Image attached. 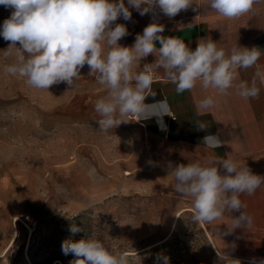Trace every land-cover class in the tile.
<instances>
[{
  "label": "rangeland",
  "instance_id": "1",
  "mask_svg": "<svg viewBox=\"0 0 264 264\" xmlns=\"http://www.w3.org/2000/svg\"><path fill=\"white\" fill-rule=\"evenodd\" d=\"M130 11V20L116 21L127 28L118 41L125 47L137 36L138 11ZM11 12L0 5V17ZM9 45L0 36V264H70L75 257L63 254V242L89 237L127 251L130 264H156L158 253L170 264H219L210 230L182 211V196L160 178L132 117L107 132L98 128L94 105L107 89L89 67L73 88H31L4 72L16 60L4 55ZM73 225L80 231L72 233Z\"/></svg>",
  "mask_w": 264,
  "mask_h": 264
},
{
  "label": "clouds",
  "instance_id": "2",
  "mask_svg": "<svg viewBox=\"0 0 264 264\" xmlns=\"http://www.w3.org/2000/svg\"><path fill=\"white\" fill-rule=\"evenodd\" d=\"M259 2L210 0V8L222 18L234 19L252 11ZM0 5L12 9L0 30V36L10 41L3 52L5 57L13 54L16 57L14 63L4 66V72L24 78L25 84L35 89L48 90L61 82L73 88L80 69L87 65L89 76H94L107 89V95L94 105L99 116L95 121L103 132L129 122V116L139 117L137 121L155 116L160 127H166L163 117L170 116L168 102L163 99L145 103L147 96H155L152 84L157 69L164 70V77L176 86L177 93L191 91L197 83L205 90L213 89L216 95H227L235 87L237 95L247 101L259 97L258 81L264 85V73L260 71H256L250 83H234L240 69L253 68L264 56L257 47L237 45L226 54L223 48L217 47V42L206 38L199 40L193 51L184 40L161 35L165 27L157 22L137 34L132 47L118 43L128 31L116 21L121 17L130 20V8H135L141 16L155 14L158 9L172 18L192 6V0H127V6L125 0H0ZM156 42L161 45L159 48ZM149 54L156 57L155 62L136 71V63ZM216 106L213 95L196 103L198 114ZM199 127L205 130L206 124L201 123ZM203 143L215 149L222 141L218 135L208 134ZM169 168L175 180L174 190L193 198L194 222L210 224L226 214L240 212L231 218L232 227L224 235L237 228L251 227L253 218L245 211L247 204L241 196H252L264 187V177L252 174L246 164H239L229 155L227 158L214 156L205 163L190 161L174 168L169 164ZM70 231L76 233L80 229L73 225ZM62 252L74 255L70 264H130L127 251L109 249L93 237L65 240ZM216 252L219 264H242L226 251L216 249ZM156 264H170V259L158 253ZM249 264H264V258L253 257Z\"/></svg>",
  "mask_w": 264,
  "mask_h": 264
},
{
  "label": "crops",
  "instance_id": "3",
  "mask_svg": "<svg viewBox=\"0 0 264 264\" xmlns=\"http://www.w3.org/2000/svg\"><path fill=\"white\" fill-rule=\"evenodd\" d=\"M192 3L187 10L172 18L158 9L155 14L150 12L143 16L137 12L134 25L137 34H142L150 23L157 22L165 27L161 35L182 39L193 51L199 40L209 38L217 42V47L223 48L226 54L237 45L257 47L264 52V0L255 4L249 13L234 19L220 17L210 8V0H192ZM5 19L0 17L3 22ZM160 46L156 42V47ZM155 60L156 57L149 54L137 64L143 68ZM256 71L264 73V56L253 68L240 69L239 78L234 83H250ZM155 75L152 84L155 96H147L145 103L152 104L163 99L168 102L170 116L163 117L166 127L162 129L155 116L140 121H137L139 117H131L145 134L150 146L149 155L159 166L158 173L161 179L167 181L168 190H174L175 183L169 164L174 168L179 164L187 165L190 161L205 163L214 156L227 158L231 155L239 164H246L252 174L264 177V85H259L258 81L261 89L259 97L245 101L237 95L235 87L229 89L227 95H216L213 89L205 90L197 83L191 91L177 93L176 86L164 77L162 68L157 69ZM208 95L214 96L217 106L198 114L197 101ZM201 123L206 124L205 130H200ZM208 134L218 135L221 146L215 149L206 147L203 138ZM152 144L164 146L166 151ZM173 195L182 196L177 192ZM182 198V211L193 212V198ZM241 199L247 204L245 211L253 218L251 227L237 228L231 234L224 235L227 228L232 227L231 218L240 215V212H233L210 224L205 223L206 228L210 230L219 251H226L240 260L264 258V187L252 196L242 195Z\"/></svg>",
  "mask_w": 264,
  "mask_h": 264
},
{
  "label": "bare ground",
  "instance_id": "4",
  "mask_svg": "<svg viewBox=\"0 0 264 264\" xmlns=\"http://www.w3.org/2000/svg\"><path fill=\"white\" fill-rule=\"evenodd\" d=\"M213 230V229H212Z\"/></svg>",
  "mask_w": 264,
  "mask_h": 264
}]
</instances>
